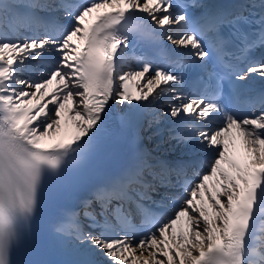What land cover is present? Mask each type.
<instances>
[{
    "label": "snow or ice",
    "instance_id": "snow-or-ice-1",
    "mask_svg": "<svg viewBox=\"0 0 264 264\" xmlns=\"http://www.w3.org/2000/svg\"><path fill=\"white\" fill-rule=\"evenodd\" d=\"M0 264H264V0H0Z\"/></svg>",
    "mask_w": 264,
    "mask_h": 264
},
{
    "label": "bare ground",
    "instance_id": "bare-ground-1",
    "mask_svg": "<svg viewBox=\"0 0 264 264\" xmlns=\"http://www.w3.org/2000/svg\"><path fill=\"white\" fill-rule=\"evenodd\" d=\"M52 87H56L55 85H53V86H50V89H49V91H51V88ZM66 120V115L64 116V118L62 119V125L64 124V121Z\"/></svg>",
    "mask_w": 264,
    "mask_h": 264
}]
</instances>
